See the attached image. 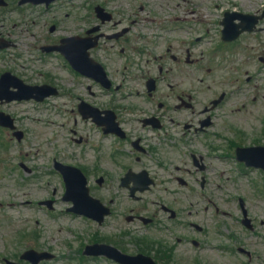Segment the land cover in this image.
Returning a JSON list of instances; mask_svg holds the SVG:
<instances>
[{"label":"flooded vegetation","instance_id":"flooded-vegetation-1","mask_svg":"<svg viewBox=\"0 0 264 264\" xmlns=\"http://www.w3.org/2000/svg\"><path fill=\"white\" fill-rule=\"evenodd\" d=\"M3 1L6 6H0L2 27L13 15L20 17V27L25 25L33 40L29 52L33 61L69 67L62 42L76 38L75 60L88 64L89 59L105 71L111 83L108 88L98 81L97 69L90 79L73 72L72 90L67 88L68 79L56 73L43 74L42 85L57 88L62 97L73 95L74 110L80 118L87 107L95 114L90 119L94 152L87 173L92 197L110 208L106 223L112 229H125L124 222L131 225L144 249L153 246L151 242L159 239L158 234L166 235L156 240L155 246L170 253L175 247L173 231L180 225L186 233L188 220L179 208L182 203L174 196L207 191L209 183L204 174L209 171V142L221 139L219 134H213L219 124L212 116L228 97L216 109L210 108L211 100L201 109L197 106L208 98L213 87L237 73L239 65L220 67L216 85L203 78L195 79L190 50L175 48L174 41H168L163 50L155 41H145L139 0H59L37 6L20 5L22 0ZM99 5L111 14L110 21L99 20ZM15 36L0 31V40L13 46V51L3 53L22 59L16 51ZM17 74L26 83L33 80ZM195 81L206 83L202 97L195 92ZM108 113L115 117L119 129L116 132L106 133L101 125ZM74 133L78 145L87 143L78 131ZM142 173L153 184L138 199L131 198L137 206L127 209L126 196L134 183L126 185L123 180L127 174ZM194 174L200 175V181L190 180ZM179 219L185 223L178 224ZM250 219L256 229V218ZM186 241L187 238L178 240Z\"/></svg>","mask_w":264,"mask_h":264},{"label":"rangeland","instance_id":"rangeland-1","mask_svg":"<svg viewBox=\"0 0 264 264\" xmlns=\"http://www.w3.org/2000/svg\"><path fill=\"white\" fill-rule=\"evenodd\" d=\"M144 5V10L141 12L142 21L145 17L153 20L151 18L153 12L166 19L143 23V34L148 37L149 41L153 39L155 42H159L160 49L163 50L166 48L163 38L178 39L180 42L176 43L175 48L182 51L190 50L194 56L195 79L202 78L209 68L213 70V74L203 79L216 85L220 76L219 64L226 62L227 57H223L220 53L222 57H215L212 53L208 54L209 50H213L209 27L212 35L215 34V41L221 40L222 42L221 32L218 31L220 26L215 24L222 11L237 5L238 10L258 13L264 9V0H145ZM166 5H170V7ZM184 13H190L192 19L185 21L183 18L176 17L173 22L176 14L184 16L182 15ZM168 23L174 30L177 29L171 35L167 33V30L159 27L160 24L168 27ZM3 31L16 33L18 39L23 42L33 41L25 28L17 27L13 30L12 26L10 28L6 26ZM196 36L201 37V42L197 44L193 41ZM221 42L219 45L222 44ZM239 44L232 50L231 54L235 56L229 57V60L239 65L244 64L243 73L248 70L251 81L247 83L246 76L242 74L238 91L243 93L232 94L231 97L236 100L229 102V106L227 104L215 116L218 117L216 121L220 124L219 128L223 129V133L231 135L233 130L229 129L240 126L250 140L251 136H255L261 129V118L262 116L264 118V69L259 67V58L264 56V20L256 32L245 34ZM224 51L228 52L222 53L231 56L230 49L227 48ZM2 66H9V63L2 62ZM51 69L53 68L51 67ZM58 70L53 71L59 73ZM61 74L67 77L63 71ZM194 85L195 92L201 93L202 97L204 95L202 89L206 83L195 81ZM74 86L75 84L71 80L70 87ZM227 89L229 90L228 87ZM244 95L255 96L257 100L253 102L250 99L242 105L240 102ZM72 102V99L65 98V100H52L49 105L29 102L22 105L12 104L3 108L4 111L18 116L28 126L26 127V140L20 145L17 141L11 140V135L0 132V140L3 138L5 141V144L0 145V264H5L4 259L18 261L19 255L27 249L44 250L56 255L55 260L45 264H113L103 260L82 258L80 249L82 246L92 243V233L98 227L82 218L65 213L71 205L62 200L64 186L51 167L53 156H58L60 161L73 165L77 163L86 166V163L91 164V144L79 146L70 141V129H77L82 134H89L88 124L79 122L75 126L77 115L72 112L74 107ZM227 146L228 142L221 141L219 144L221 156L223 154L221 150ZM27 154L31 156L30 161L33 162L32 166L36 169V173L31 177L18 168L19 160L17 158L22 157L23 160H26L29 156ZM211 165L217 170V173H220V177L226 181L227 185L226 192L214 195L220 208L228 214V217L225 218L227 227H222V229L226 233L227 229L235 231L237 238L233 243L215 234L216 221L212 218L211 212L204 213L203 225L212 233L210 239H205V242L208 243L203 244L199 251L202 264H242L241 260H244V264H264L262 237L252 236L248 231L241 229L237 223L240 218L237 207L240 198L245 199L257 219H264V211L258 207V205H264V193H257L256 191L261 189H255L254 183V181L261 182L262 180L258 179V173L255 170L245 169L238 164L234 157L222 158L219 167L213 161ZM238 165L244 174L238 170ZM46 168L49 171L48 175L42 172ZM16 169L19 170L16 171ZM47 199L56 201L55 211L52 213L47 208L38 205L39 201ZM194 203L193 209L189 211L191 215H186L194 221L201 220V215L200 218H195L196 212H202L196 207L195 201ZM259 221L257 220L260 225ZM104 228L100 232H110L111 227L105 226ZM188 229L191 237L205 238L204 235H197L195 231ZM258 230H263L262 235H264L263 225ZM19 234H26L22 243L19 241ZM158 236L165 238L166 235L159 234ZM180 236H182L181 232H179ZM233 244L236 245L234 249L231 247ZM223 247H231L233 253L223 250ZM239 247L250 251L253 256L248 258L241 254L238 251ZM194 253L195 249L191 244L180 246L177 251V262L179 264H195ZM17 254L18 258H16ZM20 264L26 263L20 262Z\"/></svg>","mask_w":264,"mask_h":264},{"label":"water","instance_id":"water-1","mask_svg":"<svg viewBox=\"0 0 264 264\" xmlns=\"http://www.w3.org/2000/svg\"><path fill=\"white\" fill-rule=\"evenodd\" d=\"M249 18V17H248ZM247 17L242 16L243 19V26L242 28L245 29H249L251 30L252 26L256 24L257 20L256 19H250V21L247 22L246 19H248ZM232 25L228 24L227 25V32H229L228 30L232 29ZM247 152H255V151H247ZM248 155V154H247ZM249 165H253V166H257V167H263L264 168V153L261 154L259 157L254 158V162H248ZM69 169V168H68ZM72 174L76 175V179L78 182L73 181L70 177V175L68 176V173L66 175V179H67V187H68V197L69 198L71 196V194H76L77 192V185H78V189H79V194L81 193L82 195H84V199L80 200V201H75L76 202V206L73 209V211L87 215V216H91V204L90 202L87 200L88 198V191L86 189V182L85 179L82 177L81 174H79L78 172H76L73 169L69 170ZM96 255H99L96 254ZM123 260V262H121L122 264H143V263H149L152 264L151 261L144 259V258H127V257H121ZM36 262H38V260H36Z\"/></svg>","mask_w":264,"mask_h":264}]
</instances>
